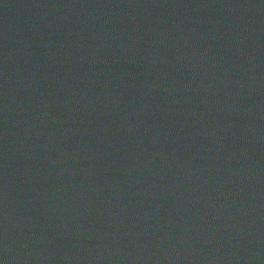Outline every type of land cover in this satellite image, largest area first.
Listing matches in <instances>:
<instances>
[{
  "label": "water",
  "instance_id": "water-1",
  "mask_svg": "<svg viewBox=\"0 0 264 264\" xmlns=\"http://www.w3.org/2000/svg\"><path fill=\"white\" fill-rule=\"evenodd\" d=\"M0 264H264V0H0Z\"/></svg>",
  "mask_w": 264,
  "mask_h": 264
}]
</instances>
